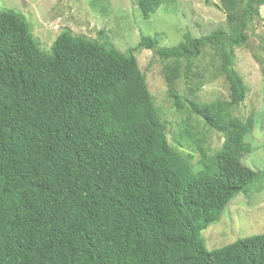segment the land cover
Instances as JSON below:
<instances>
[{
  "label": "trees",
  "instance_id": "obj_1",
  "mask_svg": "<svg viewBox=\"0 0 264 264\" xmlns=\"http://www.w3.org/2000/svg\"><path fill=\"white\" fill-rule=\"evenodd\" d=\"M171 0H135L146 20ZM225 28L172 46L142 35L122 52L103 29L95 39L62 30L44 52L25 14L0 9V264H264V232L207 250L200 232L263 170L241 161L253 114L233 115L247 87L236 47L264 0H218ZM260 20V18H259ZM264 42V41H263ZM159 59L177 110L176 81L188 83L209 48L227 99L189 101L222 142L199 158L167 140V123L134 52ZM264 84V54L258 57Z\"/></svg>",
  "mask_w": 264,
  "mask_h": 264
},
{
  "label": "rangeland",
  "instance_id": "obj_2",
  "mask_svg": "<svg viewBox=\"0 0 264 264\" xmlns=\"http://www.w3.org/2000/svg\"><path fill=\"white\" fill-rule=\"evenodd\" d=\"M218 0H171L144 20L135 0H0V9L14 8L25 14L33 37L44 52H49L52 42L62 30L74 35L95 39L103 29L109 42L124 52L135 46L142 35L159 34V45H176L185 31L193 36L225 28V15L213 6ZM262 6L259 7V11ZM245 45L235 48L234 68L247 87L244 100L233 109V115L244 120L253 114L254 125L246 141L251 151L241 161L253 170L264 169V84L258 57L264 54V25L259 18L249 25ZM139 68L145 74L148 90L161 117L167 123V140L179 144L183 151L199 158L197 144L184 136L191 126L194 138L204 137L202 147L212 154L222 142L217 131L204 126L199 114L191 110L189 101L209 102L227 99L228 88L222 75H218L215 57L209 48L196 59L194 76L189 83L176 81L182 106L176 109L167 97L162 65L152 50L140 48L134 52ZM264 232V175L255 179L245 191L238 192L222 208L219 220L210 223L200 232L207 250L220 248L238 238Z\"/></svg>",
  "mask_w": 264,
  "mask_h": 264
},
{
  "label": "built area",
  "instance_id": "obj_3",
  "mask_svg": "<svg viewBox=\"0 0 264 264\" xmlns=\"http://www.w3.org/2000/svg\"><path fill=\"white\" fill-rule=\"evenodd\" d=\"M259 18H260L261 24L264 25V7H262V9L259 11Z\"/></svg>",
  "mask_w": 264,
  "mask_h": 264
}]
</instances>
